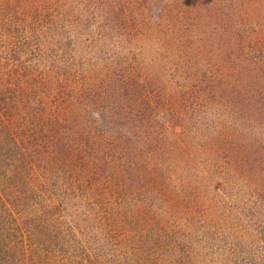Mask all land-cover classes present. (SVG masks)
<instances>
[{
    "label": "rangeland",
    "instance_id": "1",
    "mask_svg": "<svg viewBox=\"0 0 264 264\" xmlns=\"http://www.w3.org/2000/svg\"><path fill=\"white\" fill-rule=\"evenodd\" d=\"M0 264H264V0H0Z\"/></svg>",
    "mask_w": 264,
    "mask_h": 264
}]
</instances>
